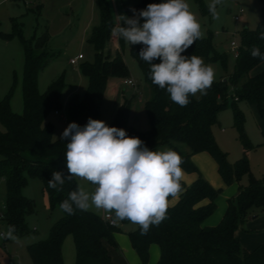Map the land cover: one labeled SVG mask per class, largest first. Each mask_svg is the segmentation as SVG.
<instances>
[{
	"label": "trees",
	"instance_id": "obj_1",
	"mask_svg": "<svg viewBox=\"0 0 264 264\" xmlns=\"http://www.w3.org/2000/svg\"><path fill=\"white\" fill-rule=\"evenodd\" d=\"M96 1L100 19L87 39L93 47L94 59L80 65L88 86L82 97L72 96L67 105L69 124L75 122L81 127L87 124L89 118L99 120L108 79H122L129 75L123 58L124 40L117 36L119 50L114 54L106 50L114 34L113 28L118 26L113 21L109 2ZM161 2L139 0L137 4L127 7L126 12L132 17L133 9L139 12L146 9L148 4ZM143 22L141 18L140 23ZM13 28L11 33L1 32L0 36L5 40L16 36L23 44V112L17 114L12 111L11 89L0 98V124L4 127V130L0 129V179L6 185V215L0 220L6 223L7 228L15 226V236H25L29 233L26 217L34 211L32 200L23 195L28 178L41 180L42 189L52 206H60L69 193L76 190L77 181L75 178L71 181L66 179L63 190L59 192L48 187L53 171L68 175L64 154L69 142L61 137L54 139L53 125L46 121L50 113L62 109L63 76L58 77L44 93L38 89L39 72L55 56L45 50L50 39L49 32L46 30L39 36L34 35L28 42L16 22ZM261 32H264V10L256 30L245 29L242 33L234 72L214 81L207 95H202L200 99L190 96V102L184 107L174 103L166 90L152 83L150 65L139 57L143 46H130L131 55L143 70L144 80L150 88L145 102L150 129L139 132L127 125L129 102L120 108L116 121L110 127L122 128L128 136L140 138L150 150L168 145L182 157L181 167L185 171L199 175L190 186L181 182L179 200L176 205L168 207L167 218L162 223L151 226L146 234H141L139 226L128 234L143 264L148 260L152 244L160 248L156 264H264V243L248 253L242 249L235 236L247 212L264 210V176L256 178L250 172L248 153L254 147L244 132L245 118L237 105L242 99L252 104H264V70L256 72V68L264 61L251 55L253 46L264 54V40L259 39ZM183 55H196L222 66L227 63V57L215 50L212 34L197 40ZM227 106L233 108L235 127L243 147L242 157L233 164L229 162L227 153L218 147L213 134V128L218 124V113ZM180 144L186 145L190 153L180 151ZM199 152L211 155L226 184H230L234 178L240 180L243 175L249 176V184L239 186L237 205L229 203L219 224L212 227L203 226V223L215 211L219 191L202 178L192 162L191 156ZM205 200L208 203L202 205ZM62 213L63 216L51 228L46 239L27 246L32 263L64 264L62 245L67 236H72L76 251L75 264H113L105 241L115 243L113 234L119 230V226H111L92 211L76 209L72 215L64 211ZM128 221L123 220L121 223Z\"/></svg>",
	"mask_w": 264,
	"mask_h": 264
},
{
	"label": "rangeland",
	"instance_id": "obj_2",
	"mask_svg": "<svg viewBox=\"0 0 264 264\" xmlns=\"http://www.w3.org/2000/svg\"><path fill=\"white\" fill-rule=\"evenodd\" d=\"M96 0H92L95 4ZM111 6L112 18L115 24L120 23L117 16L126 15L122 0H107ZM116 3L117 8L112 7ZM192 12L200 22L204 38L213 35L215 50L227 57V63L222 66L218 62L203 61L210 65L215 71V80L220 77H228L234 72L236 52L231 45L235 43L237 48L241 44V36L245 29L256 30L261 14L264 10V0H223L222 5L217 6L219 19H213L208 9L211 0H187ZM90 0H0V33H11L13 21L19 25L23 38L30 42L34 35H41L48 30L50 40L45 50L55 54L52 61L38 74V89L44 93L48 87L60 76L64 79V89L61 102L62 109L59 112L50 113L46 121L53 125V138L62 137V133L69 125L68 102L74 95L82 97L88 86L87 78L82 74L80 65L85 61H93V47L86 41L90 29L85 34L82 26L88 23L90 14ZM118 9V13L116 12ZM129 17V16H128ZM239 17L238 20L235 18ZM99 10L95 8V20L92 24L99 23ZM123 25V22H121ZM142 24V23H141ZM115 35V34H114ZM115 38L112 34L111 40ZM118 39V37H117ZM111 40L109 42H111ZM109 44V43H108ZM107 44V45H108ZM142 45V44H137ZM130 46L124 41L123 58L128 67L129 75L126 78L110 77L107 81L99 120L112 126L122 106L129 102L127 125L139 132H147L150 123L145 110V102L149 97L150 88L144 80V73L139 64L134 60L130 52ZM143 46V45H142ZM82 54L83 61L77 65H71L70 59ZM159 59L157 63H159ZM24 48L18 37L6 40L0 37V98L11 89L10 106L13 112H23L22 77L24 71ZM264 70V62L257 68L256 72ZM132 80L136 88L124 84V80ZM202 95H195L200 99ZM234 98V95L231 99ZM239 109L243 112L244 132L253 145L248 153L250 172L256 178L264 176V104L249 103L242 99L237 102ZM218 124L213 128V134L218 147L225 153L230 163H234L243 155V147L239 139V133L234 123V111L232 106L223 108L218 113ZM0 129L4 127L0 124ZM182 148L188 147L180 144ZM171 149L168 145L163 151ZM212 163H201L197 165L198 170L215 190L219 191L216 200V209L212 218L222 217L229 203L237 205L238 186H247L249 176L243 175L240 180L233 179L230 184L223 183L217 170L214 168V159L208 155ZM67 166V165H66ZM183 169V168H182ZM182 183L188 185L193 181V175L183 169ZM77 184L84 183L89 191L93 186L85 181L77 180ZM23 195L32 200L34 211L26 217L29 233L25 236H16L15 240L0 238V264H33L27 251V246L44 240L48 237L51 228L58 223L63 216L60 206H52L48 195L42 189V182L38 178H28L27 185L23 189ZM6 185L0 179V216L6 215ZM104 216L103 211L89 210ZM114 215V213H113ZM259 216V217H257ZM257 217V218H254ZM121 222V221H118ZM119 226L115 231V243L105 241L113 264H127L124 259L125 252L133 251V263L140 264L139 257L132 249L128 234L136 229L137 225L128 221ZM238 233L245 239V244L239 240L242 249L251 253L257 247L252 248L255 238L264 235V210H251L243 216V223ZM6 223L0 220V233L7 231ZM257 232V233H255ZM253 249V250H250ZM135 254V255H134ZM159 250L154 245L150 250L147 264H152ZM62 256L64 264L76 263V251L72 236H67L62 245ZM158 259V257H157ZM156 259V261H157ZM129 264V263H128ZM154 264V263H153Z\"/></svg>",
	"mask_w": 264,
	"mask_h": 264
},
{
	"label": "clouds",
	"instance_id": "obj_3",
	"mask_svg": "<svg viewBox=\"0 0 264 264\" xmlns=\"http://www.w3.org/2000/svg\"><path fill=\"white\" fill-rule=\"evenodd\" d=\"M222 4L223 0L208 4L213 19H219L217 6ZM132 11V17L117 16L120 23L112 31L131 46L143 45L139 57L150 65L152 83L181 107L190 102V96L207 95L215 80L214 69L196 55H183L204 38L187 0H162ZM259 39L264 40V32ZM251 55L264 61L256 46ZM157 59L160 62L154 63ZM61 138L69 141L64 154L68 175L53 171L48 187L62 191L65 180L74 178L93 186L89 191L84 183L77 184L61 202L62 211L69 215L76 209L114 213V223L129 220L139 226L141 234L167 218L169 197L175 199L182 192L183 160L176 151L150 150L124 129L91 118L83 127L70 123ZM14 233L15 226L10 225L0 238L15 240Z\"/></svg>",
	"mask_w": 264,
	"mask_h": 264
},
{
	"label": "crops",
	"instance_id": "obj_4",
	"mask_svg": "<svg viewBox=\"0 0 264 264\" xmlns=\"http://www.w3.org/2000/svg\"><path fill=\"white\" fill-rule=\"evenodd\" d=\"M90 2H91V5H90V16H89V18H88V23L86 24H84L83 26H82V29H83V31L82 32H84L85 34H87L88 33V31L92 28H94V27H92L93 25V23H94V20H95V8H96V6H97V1H95V4H93V2H92V0H90ZM139 2V0H122V2H121V4H122V6L124 7V9H125V11H126V8L127 7H130V6H133V5H135V4H137ZM110 5V4H109ZM98 7V6H97ZM112 7L113 8H117L116 7V3H112ZM110 8H111V6H110ZM117 13H118V9H117V11H116ZM14 22H16V21H13V23ZM116 25H118V24H116ZM92 29L90 30V33H91V31H92ZM3 33V32H2ZM90 33H89V35H90ZM88 35V36H89ZM113 36L115 37V38H113L112 40H111V42H108L109 44L106 46V50L108 51V50H110L111 52H112V54H114L117 50H119V43H118V39H117V35H114L113 34ZM1 37V36H0ZM2 38V37H1ZM87 39H88V37H87ZM50 40V39H49ZM87 41V40H86ZM6 42H7V40H6ZM49 42V41H48ZM78 56V55H77ZM83 60H85V59H83ZM83 60H81V61H83ZM70 63V62H69ZM125 81V80H124ZM127 86H129V85H127ZM131 87V86H130ZM135 89V88H134ZM5 96V95H4ZM3 96V97H4ZM164 147H167V146H162V147H159V148H157L155 151H163V149H164ZM179 147V149H180V151H182L183 153H190V150H189V148H187V149H185V148H182V146H178ZM208 155H210L209 153H207V152H199V153H196V154H193L192 156H191V160H192V162L194 163V165L196 166V168H197V165H199V164H201V163H212L211 162V159L209 158V156ZM201 162V163H200ZM214 162H215V160H214ZM200 166V165H199ZM214 168L217 170V173H218V175H219V177H220V179L222 180V182L223 183H225L224 181H223V179L221 178V176H220V174H219V172H218V165H217V163L215 162V164H214ZM197 170H198V168H197ZM198 172H199V174L201 175V173H200V171L198 170ZM190 174H192L193 175V181H192V183L191 184H193V182H195L196 180H197V178L199 177V175H198V173H190ZM191 184H188V185H186V186H190ZM238 190H239V186H238V188H237V193H238ZM178 200H179V196L177 197V198H175V199H170L169 200V206H174V205H176L177 204V202H178ZM217 200V199H216ZM208 203V201L207 200H205V201H203L201 204L202 205H205V204H207ZM215 203H216V201H215ZM227 209V208H226ZM226 212V211H225ZM225 212H224V214H225ZM214 213V212H213ZM224 214H222V217L219 219V217H215V218H212V215L211 216H209L205 221H204V223H203V226H208V227H212V226H216L217 224H219V222L221 221V219L223 218V216H224ZM113 215V214H112ZM102 217V216H101ZM113 217H114V215H113ZM257 217H259V216H257ZM257 217H254V218H257ZM122 223L121 222H119V225H121ZM137 227H138V225H137ZM136 227V228H137ZM134 230H136V229H134ZM242 231V229L239 227V229L236 231V233H235V236H236V238L237 239H239V240H242L243 241V243L245 244V239L243 238V237H241V235H239L238 233H240ZM255 233H257V232H255ZM114 234H115V232H114ZM114 234H113V237H114ZM256 240H255V242H254V245H253V247L252 248H255V247H257V246H259V245H261L262 243H264V235H261V236H258V237H256L255 238ZM130 240V239H129ZM114 241H115V239H114ZM130 243H131V241H130ZM156 246L157 248H158V250H159V254H158V256L156 255V257H155V260H154V264H156L157 263V261L159 260V257H160V248H159V246H157L156 244H152L150 247H149V254H150V250H151V248H152V246ZM131 246H132V244H131ZM108 248V247H107ZM132 249L134 250V248H133V246H132ZM250 250H253V249H250ZM109 251V250H108ZM134 252H136L135 250H134ZM136 254H137V252H136ZM109 255H110V253H109ZM135 255V254H134ZM138 255V254H137ZM110 257H111V255H110ZM138 257H139V255H138ZM157 257H158V259H157ZM124 259L126 260V263L128 264H134L133 263V261H132V259H135L134 258V256H133V251H131V250H128L127 249V251L125 252V256H124ZM156 259H157V261H156ZM112 260V259H111ZM148 261V260H147ZM139 262H140V264H143L142 263V261H141V259H140V257H139ZM112 263H113V261H112ZM152 263V264H153ZM135 264H136V261H135ZM139 264V263H138ZM145 264H147V262L145 263Z\"/></svg>",
	"mask_w": 264,
	"mask_h": 264
},
{
	"label": "built area",
	"instance_id": "obj_5",
	"mask_svg": "<svg viewBox=\"0 0 264 264\" xmlns=\"http://www.w3.org/2000/svg\"><path fill=\"white\" fill-rule=\"evenodd\" d=\"M3 1H6V0H3ZM235 19L238 20L239 17H236ZM231 45H232V47H233L234 52H236V50H237V46L235 45V43L232 42ZM83 59H84V56H83L82 54H79L77 57L70 59L69 62H70L71 65H77V64L79 63V61H81V60H83ZM124 84H125V85H129V86H131L132 88H136V85H135V83H134L132 80L126 79V80L124 81ZM235 100H238V99L235 98ZM1 218H2V217L0 216V219H1ZM103 219H104L105 221H107L111 226H118V225H119V222H115V223L113 222V221H114V217H113L112 214H108V213H106V214L103 216Z\"/></svg>",
	"mask_w": 264,
	"mask_h": 264
}]
</instances>
